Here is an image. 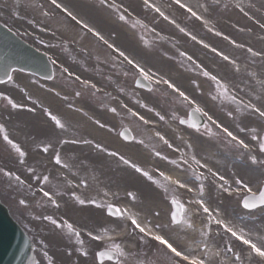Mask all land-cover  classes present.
Returning <instances> with one entry per match:
<instances>
[{
    "label": "snow or ice",
    "instance_id": "1",
    "mask_svg": "<svg viewBox=\"0 0 264 264\" xmlns=\"http://www.w3.org/2000/svg\"><path fill=\"white\" fill-rule=\"evenodd\" d=\"M48 5L50 8H45L38 0H27V3L24 0H17V7L39 10L41 16L47 18L39 22L33 19L27 20V23L38 32L56 36L57 40L60 39L58 32L65 36L63 43H52L39 37L35 38V43L44 49L61 48L67 52L69 40L73 44H81L90 34L97 49V54L93 57L97 64L95 71L100 73L99 65H107L114 70L113 75H122L125 80L130 78L134 85L132 91H128L123 85H118V92L132 99L136 105L135 109L123 99L119 102V108L126 110L123 113L112 107L110 103H104L102 107L107 112L120 116L122 120L131 121L141 133H152L147 137V141L152 143L151 156L154 162L151 166L145 167L119 150L110 149L101 142L80 136L58 114H54L48 107L38 103L21 89L29 103L35 107L18 103L4 92H0V102H3L0 106L10 112L26 111L31 114H35L39 109L47 118L45 123L51 128L50 137L39 141L34 150L44 154L50 151L53 153L50 160L52 165L62 170L57 180H62L63 184L52 181L51 170L45 175L37 173L31 166H27L26 171L31 176L32 183H27L15 171L3 167H0V182H6L15 190H26L33 197L36 193H40L42 200L36 202L40 207L50 205L54 209H60L61 199L68 195V200L63 201L64 205L71 203L82 211L89 207L101 210L108 222L115 227L108 237L112 240L110 250L98 252L97 256L107 257L110 261H114V264H264V223H257L258 219L264 220V47L258 49L251 44L238 42L219 30L212 19V11L221 7L237 10L252 24L258 26L257 39L264 41V19L251 14L250 9L254 7L251 0L247 2L199 0L195 6L185 0H170L167 5L182 10L187 14L188 19L198 21L207 33L221 37L232 48L239 49L246 60L243 72L240 56H233L182 26L174 16L160 6L157 0H140L142 9L154 14L150 23L135 17L129 6L117 0H93L95 8L108 10L114 14L117 21L128 25L136 32L140 45L145 49L155 48L164 40L154 27L159 20H163L195 45L212 53L213 59L218 58L216 68L221 67V62L231 66L230 71L241 77L240 83L233 84L227 77L221 76L216 69L200 62L195 53L180 50L176 40L169 43L176 49L178 55L162 52L166 59L175 61L186 72L194 73L195 76L209 81L214 89V94L210 93L211 99L213 101L219 99L232 106L231 110L226 112L230 120H235L237 115H247L258 121L254 126L237 125V131L231 130L205 110L195 97L189 95L167 72L153 70L137 57L130 55L127 50L115 43V34L108 36L103 34L94 24L75 11L70 3L65 0H48ZM60 14L62 16L57 21L61 25L60 28L53 30L44 26ZM0 27L7 26L0 24ZM233 28L240 33L253 34L252 27L233 24ZM8 31L13 36H17L11 28H8ZM66 33L70 35H65ZM147 33L154 34L151 45L145 39ZM20 35L26 36L29 33H20ZM101 45L106 47L101 49ZM36 51L46 58L45 73L40 79L53 81L56 78L55 69L58 68L62 78H65L64 74H66L68 82L78 83L80 86L74 93L76 98L87 93L93 98L106 102L117 100L118 97L113 96L111 92H104L102 97L99 96L102 88L97 84L69 71L53 56L41 52L40 48H36ZM79 51L84 57L89 56L87 47H81ZM250 65H259L261 72L250 70ZM17 73H26V69L13 67L11 64L0 66V85L14 84V74ZM105 79L111 82L110 77ZM191 83L197 91H201L196 79H192ZM47 90L54 92L60 99L68 101L67 95L61 96L60 92L53 88ZM139 90L168 97L171 105L164 107L149 103L148 100L140 98ZM66 107L72 112L79 113L98 128L112 131V128L90 115L83 107H77L73 103H66ZM178 109H183L187 118L177 115ZM173 125L175 127H172ZM165 126L172 127L171 135L167 131H162ZM70 132L71 135H68ZM238 133L245 134L247 139L242 138ZM119 136L126 145L148 147L146 139L134 135L128 127H125ZM201 138H205L208 142L215 141L229 154L235 153L243 159L247 170L258 173L257 183H253L247 171L243 174L234 171L230 176L222 172L221 158H226L225 154L215 148L198 152ZM249 139L254 143L247 142ZM0 141L10 150V155L15 154L19 164L26 165L27 152L10 138L4 123H0ZM66 145L81 148L88 146L97 155L111 158L116 169L124 176L120 180L110 182L102 180L101 173L95 167H90L85 160L76 156L65 158L62 149ZM161 164L164 167H161ZM82 170L86 172L85 175H81ZM69 176L75 179H69ZM125 178L142 181L148 193L141 197L138 189H125L124 197L127 198V202L118 203L124 200L119 192V184L125 181ZM35 183H38V186L34 188ZM93 183L96 186V195L92 197L82 196L75 191L70 194L66 192L67 188L88 189ZM112 183L117 185V190H112ZM153 193L166 202V212L162 213L156 206ZM178 193L184 196V200L178 198ZM19 204L24 208L30 206L25 199H20ZM233 204L235 207H232ZM32 219H43L70 239L74 237L75 243L81 246L77 249L79 255L87 256V252L83 250L81 229L69 219L61 216L58 220L48 214L36 215ZM116 229H120L123 235L131 238L132 247L137 249L135 252H126L122 244L116 241ZM84 231L91 240L100 241V235ZM104 231L107 233L108 230L104 229ZM44 256H48L47 251L44 252ZM48 264H53V261L49 260Z\"/></svg>",
    "mask_w": 264,
    "mask_h": 264
},
{
    "label": "rangeland",
    "instance_id": "2",
    "mask_svg": "<svg viewBox=\"0 0 264 264\" xmlns=\"http://www.w3.org/2000/svg\"><path fill=\"white\" fill-rule=\"evenodd\" d=\"M9 1H11V0H0V5L2 7H6V5L9 3ZM190 1L194 2L195 4H197L199 2V0H190ZM24 2L27 3V0H24ZM65 2L70 3L72 6H74L75 11H77L78 13L83 15L90 23L94 24L101 32H103L107 36L109 34H115L116 35L115 42L120 47L127 50L128 52H134L133 55L135 57H137L138 59H140L142 62H144L147 67H151L152 69L154 68V69L159 70L161 72H167L170 76L175 77L176 80H178V81H183L184 85H186L184 77H183L184 73H181V71L175 67L178 64L175 61L166 59L162 55V52H167L168 54L173 55V56L178 55L176 49L173 48L171 46V44L169 43V41H172V40L178 41L177 47L179 49H181L183 51H191L193 48L189 45V43L187 42V40L185 38H181L177 34L175 35L171 29H168L164 25H160L159 24L160 22H158L154 26L158 27L161 32H170V33H167L169 35H166V36L171 37V38H164L163 41L159 42L160 46L155 47L156 48L154 51L155 53H150V52L148 53L143 48L140 49V48L135 47V45L137 43L136 40L138 39L136 32H134L128 25H127L128 26L127 27L126 25H123L122 23L117 21L115 19L114 14H111L108 10H100V9L95 8L93 6V0H65ZM117 2L122 3L126 6H129L131 8V10L133 11L134 16L140 18L143 22L146 23V18H150L152 20L153 14L150 12H145L136 0H117ZM245 2H247V0H245ZM251 2L254 5V7L250 9L251 14L255 15L257 18L264 19V17H262V16H264V0H251ZM2 10L5 12V15L8 17L9 16L8 13H10V9L4 8ZM255 11H260L262 13L257 14ZM16 15L19 18H17V17L10 18L11 21L13 23H19L20 21H22V24L24 26L29 25L27 23L28 19H33L36 22H39L42 19H47V18H44L41 16L39 10H33L31 8H20V10L17 12ZM52 19H54V18H52ZM212 19H213L214 23L217 22L218 20H224V21L231 23L232 25L236 24L238 26H243V27L251 26L253 28V34H251V35L247 34V35H250L251 38L254 36H257V33L259 32L258 26L255 25L253 27L252 24H247L246 22L243 21V19L241 18L240 15L236 14V12H234L230 8H220L219 10L216 11L215 16H213V14H212ZM59 20H60V18H58L57 20L54 19L55 22H52V20H51V21H49V23L47 25H44V26L50 27V28L55 30V29L61 27V25L57 22ZM183 24L185 27L188 28L189 25L186 21ZM188 29L190 31L193 30V28H190V27ZM33 30H34V28H33ZM34 33H36V30L34 31ZM57 35L60 36V38H65V36L60 35L59 32L57 33ZM65 35H70V33H66ZM41 39H43V38H41ZM85 39H86L85 42H81V44H74L73 48L75 50L73 49V51L70 50V51L64 52L63 50H60V48L53 49V50L47 49V50H52L56 54L57 57L58 56L60 57L61 60H62V58H61V55H62L63 60H64L63 62H66L65 64L67 66H69L73 72H76L77 74L81 75L84 78H91V79L95 78L98 81H100L101 83L112 84V85L117 84L116 81H118V80L125 81V79L121 78L122 75L120 78H117L115 75H113L114 70L111 69L107 65H99L101 67L100 73H97L95 71L97 64H96V61L93 57L97 54V49L94 47L93 41H91L87 37ZM146 40L148 41V43L153 42L150 39H146ZM244 40L245 41L243 43H246L247 40L251 41L252 39L246 40V36H245ZM46 41L53 43V40L51 38L47 39ZM33 42H35V41H33ZM79 45H81L82 47L88 48V52H89L88 57H84L83 55H81L79 53L80 52L79 51V49H80ZM251 45H253L256 48H259V46H260V44H257L254 42H252ZM70 52H71V55L69 54ZM100 54H101V56L103 55L102 51L100 52ZM222 66L223 65H221V67ZM175 69L178 72H176ZM222 69H223L224 74L227 75V77H228L227 79L230 80L233 84L241 82V77L237 76L236 74H227L225 72L226 69L224 67H222ZM243 70H244V68L242 67V72H243ZM216 71L220 72L223 75L220 68H217ZM230 76H232V77H230ZM105 77H110L111 82L109 80L105 79ZM129 79H127V80H129ZM21 81H22L21 83H26V81L24 79ZM12 85L13 84L7 85V86H1V88L3 89V91L8 92L10 90V88L12 87ZM51 87L52 86H50V85L47 87V84L44 86H42L41 84L32 86V88L30 90L31 91L33 90L32 91L33 94L32 95L28 94V95L37 97V96H42L44 94V92H45L46 96H47V94L50 95V93H49L50 91H48L47 89H49ZM201 87H203V86L201 85ZM201 87H200V90L203 89ZM18 88H17V90H18ZM17 90L15 93L16 96H18V97H20V95L25 96L24 92L17 91ZM191 90L194 91V88H192ZM40 94H42V95H40ZM155 95H159V93L149 94L148 96L146 95L145 97H146V99H149V98L153 99L152 103L157 105L156 102H158V99L154 100ZM86 96L87 97H86L85 101H81V97H80L78 99L77 104L80 107H83L84 109H86L88 111H92L93 113L99 114L100 113V110L98 109L100 107L99 99H96V98L94 99L88 95H86ZM199 98L203 102H204V100L207 101V99H209L210 101L212 100L211 96H210V92L208 93V91L205 94L202 91H199ZM94 101H96V102H94ZM228 110H231V107L227 106L225 108V111H228ZM3 111L6 113L5 109H0V116L5 115V114H3ZM217 115L220 116V119L226 125L232 126L230 119L222 117L220 114H217ZM11 116L14 120H20V119L24 118V116H21L18 114H11ZM97 117H99V119H100L101 116L97 115ZM238 121H239V119H238ZM233 126L236 127L237 124L233 123ZM219 146L220 145H216V147L218 148V151L224 153L226 156V158H221L220 167H221L222 172H224L226 175L230 176L232 174V172H234V171L240 172L242 174L247 171L248 176L252 177L253 183H255L257 180V177H258V173L247 170L244 161H237V160H235L236 158H234V157L232 158L231 156H230V159L227 158L226 151L221 146L219 148ZM203 148H204L203 151H208V150L212 149L211 146H206ZM11 194H12V192L6 186V183L0 182V198L2 199V201L4 203L6 202L11 207L12 211L16 214V216L20 215V216L24 217L25 216V210L23 209V207L20 204H17L15 202L16 197H13ZM232 207H234V206L232 205ZM25 222L36 225L34 219H32L29 215H26ZM56 237L57 236L53 235L52 239L59 244V251H60L61 250L60 247H62V245L59 242V240H57Z\"/></svg>",
    "mask_w": 264,
    "mask_h": 264
},
{
    "label": "bare ground",
    "instance_id": "3",
    "mask_svg": "<svg viewBox=\"0 0 264 264\" xmlns=\"http://www.w3.org/2000/svg\"><path fill=\"white\" fill-rule=\"evenodd\" d=\"M185 2H190L193 6H195L196 4L195 3H193V2H191V1H189V0H185ZM162 8H164L165 9V7L164 6H162V5H160ZM166 10V9H165ZM231 33H234L233 31H230ZM206 34V33H205ZM206 35H208V34H206ZM210 39L211 40H214V41H217L218 40V37H215V36H213V37H210ZM263 46H264V44H263ZM200 50V49H199ZM201 51V53L203 54V56L205 57V58H207L208 60H210V61H214L213 59H211V58H213V54L212 53H208L207 52V50H205V49H202V50H200ZM236 51L239 53V56H240V58H241V61H244V62H246V60H245V55L243 54V53H241V51L239 50V49H236ZM215 59H217V58H215ZM215 62V61H214ZM220 69H221V71H222V73H223V69H222V67H220ZM249 69L250 70H254V71H256V72H261V67L259 66V65H255V66H249ZM230 74L232 73V72H230V71H228ZM226 77H227V75H226ZM199 79H201V77H199ZM201 84H202V82H201ZM204 89H206V88H204ZM204 91V90H203ZM212 104L214 105V103L212 102ZM209 108H211V107H213L212 105H208V104H206ZM226 112L227 111H222L221 110V116L222 117H225V118H228V116L226 115ZM239 116V119L240 120H242V122L243 123H245L246 125H249V124H253V126L254 125H256L257 123H258V121H256L254 118H252V117H250V116H247V115H238ZM228 156V158L230 157V155H227ZM257 223L259 224V220H257Z\"/></svg>",
    "mask_w": 264,
    "mask_h": 264
}]
</instances>
